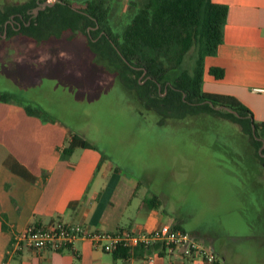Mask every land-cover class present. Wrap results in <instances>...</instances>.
<instances>
[{
	"label": "crops",
	"instance_id": "0c3cea01",
	"mask_svg": "<svg viewBox=\"0 0 264 264\" xmlns=\"http://www.w3.org/2000/svg\"><path fill=\"white\" fill-rule=\"evenodd\" d=\"M66 1L81 6L90 0ZM132 1L111 0L110 4L112 9L135 11L136 7L130 6ZM212 1L226 5L228 15L223 42L214 55L204 59L202 90L237 99L251 110L256 122H264V93L254 92V88L264 89V0ZM33 48L29 43L27 49L3 50L0 58L16 59L18 67L21 55L31 53L34 56L27 59L30 65L42 67L41 63H47L43 66L48 71L58 67L50 53L30 50ZM57 55L66 66L53 78L60 80L63 74L76 83L85 79L87 67L83 68L80 57L71 66L70 55L64 51ZM211 68L221 69L223 77L212 76ZM41 73L45 74L26 72L33 81L39 80ZM22 77L18 75L14 81L26 79ZM75 134L83 137L36 105L15 97L0 100V264H208L198 253L188 255L182 249L119 259L81 238L60 251L18 250L14 239L29 226L81 225L90 232L142 233L169 225L188 232L179 218L171 214L166 218L162 199L158 209L144 203L152 193L149 188L147 194L140 195L141 181L124 172L92 142L88 141L92 148L77 147L65 154ZM188 233L195 240L196 236H206ZM200 239L203 243H197L214 250L222 264L213 246L214 237ZM219 249L229 250L226 246Z\"/></svg>",
	"mask_w": 264,
	"mask_h": 264
},
{
	"label": "rangeland",
	"instance_id": "374dc122",
	"mask_svg": "<svg viewBox=\"0 0 264 264\" xmlns=\"http://www.w3.org/2000/svg\"><path fill=\"white\" fill-rule=\"evenodd\" d=\"M21 1L0 0V7ZM134 14L130 8L111 9V30L121 34ZM55 55L53 71L30 65L23 54L20 67L16 59L0 58V94L12 91L77 130L141 181L140 195L148 188L150 197L158 195L167 219L171 214L188 232L206 235L196 236L198 241L213 236L222 264H264V168L253 149H243L240 127L207 113L162 123L100 67L86 68L78 83L63 74L56 80L54 73L65 64ZM26 72L45 74L33 81ZM18 75L26 79L14 81ZM223 246L229 250L219 249Z\"/></svg>",
	"mask_w": 264,
	"mask_h": 264
},
{
	"label": "trees",
	"instance_id": "16d2710c",
	"mask_svg": "<svg viewBox=\"0 0 264 264\" xmlns=\"http://www.w3.org/2000/svg\"><path fill=\"white\" fill-rule=\"evenodd\" d=\"M45 1L23 0L0 7V51L27 49L32 43L34 48L30 50L52 51L51 56L64 51L73 59L80 57L82 66H97L117 77L162 123L168 118L184 119L199 113L234 123L240 127L243 149H253L255 159L264 168V149L263 155L259 154L264 122H256L251 110L237 99L202 90L204 59L214 55L223 42L226 5L212 0H135L130 3L136 7L135 14L123 32L116 34L108 24L111 0H90L81 6L60 0L34 15L38 3ZM32 56L28 53L24 58L29 60ZM209 73L218 79L223 77L221 69L211 68ZM13 97L7 92L0 94L2 101ZM208 102L216 107L226 106L239 117L216 110ZM77 147L93 146L75 134L64 153ZM143 201L155 209L162 204L157 195ZM166 250L162 242L133 251L118 246L113 256L128 259L153 251L162 255Z\"/></svg>",
	"mask_w": 264,
	"mask_h": 264
},
{
	"label": "built area",
	"instance_id": "2783aa9c",
	"mask_svg": "<svg viewBox=\"0 0 264 264\" xmlns=\"http://www.w3.org/2000/svg\"><path fill=\"white\" fill-rule=\"evenodd\" d=\"M254 92L264 93V89L254 88ZM79 238L93 242L97 247L108 253H113L118 246L133 251L139 246L147 247L162 242L170 252L182 249L188 255L198 253L208 264H220L214 250L200 246L191 234L173 229L169 225H162L153 231L142 233L130 231L117 233L90 232L81 225L29 226L25 232L15 237L14 246L18 250L27 247L35 251L45 249L60 251L71 246Z\"/></svg>",
	"mask_w": 264,
	"mask_h": 264
},
{
	"label": "water",
	"instance_id": "95a60500",
	"mask_svg": "<svg viewBox=\"0 0 264 264\" xmlns=\"http://www.w3.org/2000/svg\"><path fill=\"white\" fill-rule=\"evenodd\" d=\"M56 2H60V0H52V1H49V0H47V1H45V2H43V3H38V6L33 10V13H34V15H37L38 14V12L40 11V10H44L45 8H47V7H51V6H53ZM12 19H13V17H12ZM11 22V21H10ZM7 24V23H6ZM29 24V23H28ZM19 25V24H18ZM20 26V25H19ZM6 34V33H5ZM4 34V35H5ZM214 109H216V110H225V111H227V112H229V113H233V114H235L237 117H239V115L234 111V110H232V109H230V108H228V107H226V106H213L210 102H208ZM252 129H253V132H254V130H255V127H254V125L252 126ZM263 142V145H262V147L259 149V154H261V155H263L262 154V150L264 149V141H262Z\"/></svg>",
	"mask_w": 264,
	"mask_h": 264
},
{
	"label": "flooded vegetation",
	"instance_id": "af4514ba",
	"mask_svg": "<svg viewBox=\"0 0 264 264\" xmlns=\"http://www.w3.org/2000/svg\"><path fill=\"white\" fill-rule=\"evenodd\" d=\"M222 257V256H221ZM223 260H225L224 258H223Z\"/></svg>",
	"mask_w": 264,
	"mask_h": 264
}]
</instances>
